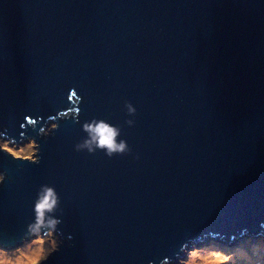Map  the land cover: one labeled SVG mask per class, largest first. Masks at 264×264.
<instances>
[{"label": "water", "instance_id": "obj_1", "mask_svg": "<svg viewBox=\"0 0 264 264\" xmlns=\"http://www.w3.org/2000/svg\"><path fill=\"white\" fill-rule=\"evenodd\" d=\"M0 135L37 148L0 145V247L37 236L39 196H57L62 244L38 264L177 263L264 236V0H0Z\"/></svg>", "mask_w": 264, "mask_h": 264}, {"label": "rangeland", "instance_id": "obj_2", "mask_svg": "<svg viewBox=\"0 0 264 264\" xmlns=\"http://www.w3.org/2000/svg\"><path fill=\"white\" fill-rule=\"evenodd\" d=\"M54 126L55 124H51L46 127L42 131L44 135L48 134L51 128ZM0 141V145L7 146L18 154H26L28 156L34 157V155L37 153V150H34L37 149L36 144L31 139L21 141L17 144L0 135ZM0 176L2 175L0 174ZM212 239L214 241L207 239L202 244L194 243L190 246H187L184 249L183 256L178 259L177 263L171 261L164 264H189L193 259L196 258V256L198 258L200 255L204 254L206 257L218 255V259L221 260V264H264V236L262 234L259 236V239L254 242L250 238H243L241 242L235 244H232L234 241H232V243H226L225 240L216 238ZM245 239H247V241H245ZM53 243H55V245H60L62 244V240L59 238V235L56 232L50 236L49 231L46 235L35 236L29 241H26L22 245L16 246L14 248L4 249L0 247V251L11 255L12 257L17 255V253L20 251L23 252L26 248L34 244L40 245V255H38L37 258L33 259L32 261L25 263L32 264L33 261H37L43 257L48 252V249L52 247ZM13 258L16 259L17 257L14 256Z\"/></svg>", "mask_w": 264, "mask_h": 264}, {"label": "clouds", "instance_id": "obj_3", "mask_svg": "<svg viewBox=\"0 0 264 264\" xmlns=\"http://www.w3.org/2000/svg\"><path fill=\"white\" fill-rule=\"evenodd\" d=\"M130 112H134L135 109H132L129 105ZM130 123V122H129ZM85 130L89 132L91 135L92 141L95 142L97 147L101 149H106L109 155H112L114 152H125L127 145L123 142L117 143V136L119 135L117 129L111 127L110 125L99 122H94L92 125H86ZM2 136V135H1ZM3 137V136H2ZM5 138V137H4ZM7 139V138H6ZM87 147H89V150H91V144L86 143ZM37 162V161H33ZM3 182V176H0V183ZM57 196L55 191L52 188H45L43 193L39 196V199L35 205V211H36V222L35 224L30 226V231L34 235H39L42 231V229H50V236L54 234L55 228L59 221L54 219H48L47 214L54 211V209L57 207ZM217 239L220 238L217 235L211 237ZM241 238H250L249 236L246 237L245 235ZM253 238V239H258ZM208 239V238H207ZM252 239V238H250ZM220 240H225L226 243H229L228 239L222 238ZM232 243V242H230ZM235 244V243H232ZM56 250L55 243L52 244L51 250L48 249V255L51 254L52 251Z\"/></svg>", "mask_w": 264, "mask_h": 264}, {"label": "bare ground", "instance_id": "obj_4", "mask_svg": "<svg viewBox=\"0 0 264 264\" xmlns=\"http://www.w3.org/2000/svg\"><path fill=\"white\" fill-rule=\"evenodd\" d=\"M24 141V140H23ZM224 238L229 239V243L233 241V237H226L223 235ZM211 241H214L211 237H208ZM243 238H237L236 241H241ZM253 242L256 241L257 239H251ZM247 241V239H245ZM205 242V241H204ZM238 242V243H239ZM203 243V242H201ZM40 245H32L28 248H26L23 252H18L16 256L17 258L14 259L11 255H8L2 251H0V264H25L26 262H30L33 259L37 258L38 255H40ZM204 253V252H203ZM205 255V254H204ZM204 255H200L198 258L196 256L195 259L191 261L189 264H221L218 258L219 256H212V257H206ZM15 262V263H14Z\"/></svg>", "mask_w": 264, "mask_h": 264}, {"label": "snow or ice", "instance_id": "obj_5", "mask_svg": "<svg viewBox=\"0 0 264 264\" xmlns=\"http://www.w3.org/2000/svg\"><path fill=\"white\" fill-rule=\"evenodd\" d=\"M33 264H38V261H33Z\"/></svg>", "mask_w": 264, "mask_h": 264}]
</instances>
